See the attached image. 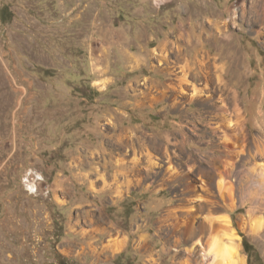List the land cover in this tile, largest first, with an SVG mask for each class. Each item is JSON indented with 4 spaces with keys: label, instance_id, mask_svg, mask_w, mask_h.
Segmentation results:
<instances>
[{
    "label": "rangeland",
    "instance_id": "1",
    "mask_svg": "<svg viewBox=\"0 0 264 264\" xmlns=\"http://www.w3.org/2000/svg\"><path fill=\"white\" fill-rule=\"evenodd\" d=\"M152 1L0 0V264H209L226 231L264 264V0H172L164 52ZM226 147L232 198L211 178Z\"/></svg>",
    "mask_w": 264,
    "mask_h": 264
},
{
    "label": "bare ground",
    "instance_id": "2",
    "mask_svg": "<svg viewBox=\"0 0 264 264\" xmlns=\"http://www.w3.org/2000/svg\"><path fill=\"white\" fill-rule=\"evenodd\" d=\"M232 97H233V95H232ZM233 98L235 99L236 97H233ZM225 109H226V107H225ZM237 109H238V107H237V105L235 107V103H234V109H233V112H234L233 113L234 114L233 118H235L234 119V125L232 124V122L227 121L228 123H230V125L228 126V129H229V131L234 132V133L237 132V131H240V132H243V134H244L245 132L243 131L244 130L243 129L244 128L243 127L244 126L243 125V121H241V119H242L240 117L241 115L240 114L239 115L236 114L235 110H237ZM222 111L224 113L225 110H222ZM227 111H229V110H227ZM226 113H228V112H226ZM228 116H229V113H228ZM230 119H232V118H230ZM223 120L226 121L227 119L223 117ZM228 120H229V118H228ZM234 133H233V135H234ZM228 134H230V133H228ZM245 138H246V136H245ZM237 143H238V141H237ZM241 147L242 146H240V148ZM256 149H257L258 153L255 151V154L257 153L260 156H264V145L263 144L261 146L258 145V147ZM225 153H226V155H225L226 158H224V159L223 158H218V159H213L211 161L210 164H211V168L213 169L212 170V175H214V177H211V178L214 179V184H215L216 188L218 189V192H219L220 196L223 195L222 194V192H223V193H225L226 196H228V198H230V197L232 198V196H231L232 195L231 194V189L232 188L230 186L229 178L231 176V173H233V172H231L232 171L231 169L235 167L236 156L234 154H240L241 153V155H242L243 154V150L242 151H235V150H231V149L226 147V152ZM261 166L264 167V164L262 163ZM260 170H262V169L260 168ZM200 175H199L200 177H203L202 173ZM259 176L264 179V168L259 173ZM210 220H211V224L213 226L217 222V224L219 226H221L224 230H228L229 229L230 222H229V219L227 217H221V216L216 217L215 216L214 218H210ZM256 230H259V227H257ZM226 232L223 234L225 236V243L223 245H219L217 240H215L214 237H212V239H210V243L208 244V248H207V251H206V255L210 259V263L209 264H245V260L243 259V257H241V255L239 253V251H240V247H239V244H238L239 237L237 235H235L232 231H230V233L228 232V234ZM199 246H200V241H199Z\"/></svg>",
    "mask_w": 264,
    "mask_h": 264
},
{
    "label": "crops",
    "instance_id": "3",
    "mask_svg": "<svg viewBox=\"0 0 264 264\" xmlns=\"http://www.w3.org/2000/svg\"><path fill=\"white\" fill-rule=\"evenodd\" d=\"M157 3H155V0L152 1L154 7L156 8L155 13L151 16V18H154L153 21H149L147 24V33L148 35L151 36V39H149V42L154 44L153 46L149 49H154L159 46L158 49H161V52H164V50L167 49V47L171 44L172 37L170 38V34H172V31L170 27H166V24L164 23V18H168L170 16L167 12H163L168 9V7L171 5L172 0H157ZM177 11V10H176ZM125 15L124 13H122ZM192 17H197L196 13H191ZM205 30H207L205 28ZM171 31V33H170ZM175 33V32H174ZM199 32V24L198 25H193L189 27L188 29L185 30H180L175 33L176 39L177 40H182V41H188L191 42V45L196 42L199 43V40L204 39L203 33ZM193 42V43H192ZM130 49V47L128 46ZM119 49V48H118ZM131 50V49H130ZM120 51V49H119ZM121 55L124 57H127V52L125 51H120ZM126 54V55H125ZM84 56V53L81 54ZM133 56V55H132ZM128 58V57H127ZM77 59V57H76ZM87 57L85 58V60ZM126 59V58H125ZM121 241L124 242V245H128V240L124 241V239H121ZM113 243V242H111ZM109 243L106 246V249L109 247L110 249H113V244ZM109 249H107L108 251ZM126 250V249H125ZM143 251L137 252V254L142 253ZM124 253V250H121L119 253H76L74 256H70L69 259L77 261L79 264H100L98 259L95 258H102L103 254H106L107 257H112V261H114L122 254ZM100 257H99V255ZM143 256H145V253H142ZM105 256V255H104ZM105 262V261H104ZM111 264H113L111 262Z\"/></svg>",
    "mask_w": 264,
    "mask_h": 264
},
{
    "label": "trees",
    "instance_id": "4",
    "mask_svg": "<svg viewBox=\"0 0 264 264\" xmlns=\"http://www.w3.org/2000/svg\"><path fill=\"white\" fill-rule=\"evenodd\" d=\"M242 238V248L247 257V264H251V258L255 253L253 246L245 239L244 236L240 235ZM256 262H261V258L258 254L254 255ZM55 263L56 264H79L77 261L68 259L61 255L60 253H54Z\"/></svg>",
    "mask_w": 264,
    "mask_h": 264
}]
</instances>
